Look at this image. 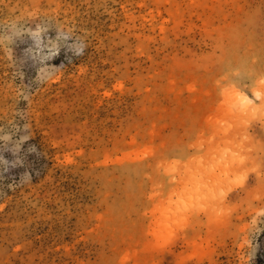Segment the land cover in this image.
I'll use <instances>...</instances> for the list:
<instances>
[{"label":"rangeland","instance_id":"rangeland-1","mask_svg":"<svg viewBox=\"0 0 264 264\" xmlns=\"http://www.w3.org/2000/svg\"><path fill=\"white\" fill-rule=\"evenodd\" d=\"M0 264H264V0H0Z\"/></svg>","mask_w":264,"mask_h":264}]
</instances>
